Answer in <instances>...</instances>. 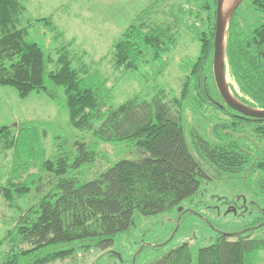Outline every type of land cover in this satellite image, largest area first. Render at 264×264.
<instances>
[{
  "label": "trees",
  "instance_id": "obj_1",
  "mask_svg": "<svg viewBox=\"0 0 264 264\" xmlns=\"http://www.w3.org/2000/svg\"><path fill=\"white\" fill-rule=\"evenodd\" d=\"M217 1L205 7L211 14L209 28L197 33L199 56L183 67L186 77L178 98L166 100L161 89L151 100L137 95L115 105L113 92L99 71L84 63L75 66L66 45L57 50L59 68L49 78L64 89L71 125L91 134L94 141H76L70 149L60 145L52 159L38 165L32 141L27 139L32 129L24 127L16 135L9 127L0 128V140L6 139L3 148L15 150V166L9 182L0 184V200L11 211L20 212L0 239V264H51L72 258L78 250L107 251L120 233L130 229L136 215L151 217L178 208L182 213L181 204L198 194L202 181L209 179L197 157L217 177L259 174L258 188L264 194V120L232 110L215 85ZM245 4L264 16V0H244L237 8L227 31V71L241 93H236L238 100L264 110V22L250 23L239 11ZM25 10L21 0H0V86L15 88L21 99L37 93L56 101L44 85V71L53 58L30 40V30L41 23L56 34L55 40L65 35L52 18L22 26ZM168 30L147 28L143 23L130 25L113 47L114 70L133 72L160 60L167 50ZM148 51L152 61L147 59ZM185 104L196 115L212 110L226 116L212 124L214 140L197 128H191L187 137ZM96 141L124 142L145 155L138 161L118 160L93 179L81 181L77 173L101 159ZM36 166L53 174L57 182L23 210L18 202L43 181L40 175L23 178V173ZM252 234L228 237L217 233L213 244L199 249L196 264H259L264 236L252 238ZM5 244L9 250L2 253ZM152 264H193V254L184 245Z\"/></svg>",
  "mask_w": 264,
  "mask_h": 264
},
{
  "label": "rangeland",
  "instance_id": "obj_2",
  "mask_svg": "<svg viewBox=\"0 0 264 264\" xmlns=\"http://www.w3.org/2000/svg\"><path fill=\"white\" fill-rule=\"evenodd\" d=\"M21 2L26 9L22 26H26L31 20L51 17L57 30L65 35L55 40L56 34L41 23L32 25L30 30V40L40 46L46 57L53 58L46 65L44 85L56 95V101L37 93L21 99L15 88L0 86V128L9 127L16 135L24 127L32 129V134L27 139L32 141L38 165L52 159L60 145L70 149L76 141H94L91 134L82 133L71 125L64 89L56 87L49 78V74L59 68L56 52L60 47H68L71 56L75 58V66L84 63L103 75L113 92L115 105L123 104L137 95L151 100L161 89L167 94L166 100H170L180 97L181 84L186 77L183 67L199 56L200 42L197 33L208 31L211 16L205 8L211 0ZM233 6L234 4L229 9ZM239 11L250 23L264 22V16L253 13L248 4L243 5ZM135 23H143L147 28L169 29L166 53L160 60L141 65L136 71L117 72L111 61L113 47L125 30ZM147 59L152 61L150 51ZM226 82L235 98L236 93L241 96L228 72ZM184 115L187 137L191 128H197L211 140H214L212 124L216 119L226 118L224 114L212 110L196 115L187 105ZM249 133L250 130L247 131L246 138ZM3 141L0 140V184L5 185L15 166V150H5ZM96 142L101 159L94 167L83 168L77 173L81 181L93 179L118 160L138 161L145 155L124 142ZM192 152L195 154L193 150ZM197 159L209 179L202 181L198 194L181 204V208L188 212L181 218L179 227L177 221L184 212L179 213V208L151 217L136 215L130 229L120 233L109 250H78L72 258L51 264H152L184 245L191 249L193 264H196L199 249L213 244L219 232L239 233L263 225L252 231V238L263 237L264 194L258 188L259 174H245L240 179L217 177L204 161L198 157ZM32 175L42 176L43 181L31 194L18 202L23 210L36 204L57 182L53 174L42 172L38 166L23 173V178ZM19 214L18 211H11L6 202L0 200V239L6 236ZM257 220L260 223L252 226ZM8 250L7 244L1 248L2 253ZM259 264H264V253Z\"/></svg>",
  "mask_w": 264,
  "mask_h": 264
},
{
  "label": "water",
  "instance_id": "obj_3",
  "mask_svg": "<svg viewBox=\"0 0 264 264\" xmlns=\"http://www.w3.org/2000/svg\"><path fill=\"white\" fill-rule=\"evenodd\" d=\"M226 0L217 1V11H216V21H215V39H214V55H213V76L215 80V85L217 90L222 97L225 104L230 107L232 110L240 113L241 115L247 118L264 120V110L256 109L246 105L245 103L239 101L233 96L230 91L229 85L226 82L227 78V60H226V40H227V31L229 28V22L237 8L244 0H236L233 4L234 6L229 9L228 12L224 13V3ZM188 211H184L178 221V227L180 225L181 218ZM263 225L258 227L245 229L239 233H224L219 232L224 236L233 237L241 234H246L262 228ZM136 259V258H135ZM134 259V262H135Z\"/></svg>",
  "mask_w": 264,
  "mask_h": 264
},
{
  "label": "bare ground",
  "instance_id": "obj_4",
  "mask_svg": "<svg viewBox=\"0 0 264 264\" xmlns=\"http://www.w3.org/2000/svg\"><path fill=\"white\" fill-rule=\"evenodd\" d=\"M236 0H226L225 3H224V13H226L229 8L233 5V3L235 2Z\"/></svg>",
  "mask_w": 264,
  "mask_h": 264
},
{
  "label": "crops",
  "instance_id": "obj_5",
  "mask_svg": "<svg viewBox=\"0 0 264 264\" xmlns=\"http://www.w3.org/2000/svg\"><path fill=\"white\" fill-rule=\"evenodd\" d=\"M47 18H51V17H47ZM40 19H44V18H40ZM35 20H39V19H35Z\"/></svg>",
  "mask_w": 264,
  "mask_h": 264
}]
</instances>
